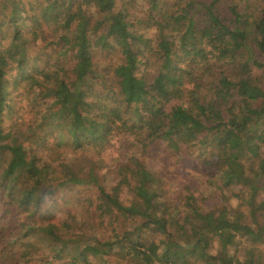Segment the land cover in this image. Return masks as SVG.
Instances as JSON below:
<instances>
[{
  "label": "trees",
  "instance_id": "16d2710c",
  "mask_svg": "<svg viewBox=\"0 0 264 264\" xmlns=\"http://www.w3.org/2000/svg\"><path fill=\"white\" fill-rule=\"evenodd\" d=\"M263 211L264 0H0V264H264Z\"/></svg>",
  "mask_w": 264,
  "mask_h": 264
},
{
  "label": "rangeland",
  "instance_id": "374dc122",
  "mask_svg": "<svg viewBox=\"0 0 264 264\" xmlns=\"http://www.w3.org/2000/svg\"><path fill=\"white\" fill-rule=\"evenodd\" d=\"M13 115L17 116V111L15 113H13ZM26 117L27 116L24 115V118H26ZM120 150H122V149L120 147H118V145L111 142L107 146H103L102 148L97 150L96 153H98V156L100 158H102V161L104 163L108 164L109 158L114 157L117 153H120ZM159 153L161 156H164V154H165L163 151H160ZM84 155L87 156V158H88L92 155V152L87 151L84 153ZM82 156L83 155H78V157L80 159ZM85 156H83V157L86 158ZM168 160L169 161L166 163V162H163V158H154L151 160V162H153V164H154L155 168L158 170V172L162 173L164 175L165 179L171 182V187L173 189L179 187L176 189L177 191H179L181 189V187L186 185V183L188 181V176L186 175L187 169L193 168L194 170H197V168H196L195 164L193 163L194 161L192 160L191 157H184V159H180L175 165H170L172 162L175 161L174 157L168 158ZM80 163H82L83 166L85 164V162H83V160H80ZM187 184H189V183H187ZM55 208L59 210V205L57 204V206H55ZM37 216L38 215H33L30 219L37 220ZM20 220L21 221L27 220V218H25V213L20 214V216L18 218V223L21 222ZM260 220H264V211L260 215ZM0 224L3 225L1 221H0ZM71 245L72 244H69L65 253H63L62 259L51 260V261H49L48 264H62L63 262L68 261V258L71 256V253L68 251V250H70ZM43 251H44V249H43ZM95 264H97V262H95Z\"/></svg>",
  "mask_w": 264,
  "mask_h": 264
}]
</instances>
